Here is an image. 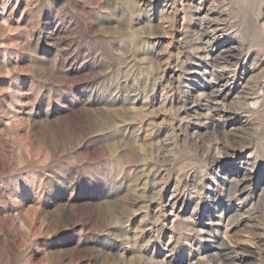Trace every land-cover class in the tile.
<instances>
[{"label": "rangeland", "instance_id": "rangeland-1", "mask_svg": "<svg viewBox=\"0 0 264 264\" xmlns=\"http://www.w3.org/2000/svg\"><path fill=\"white\" fill-rule=\"evenodd\" d=\"M192 1L0 0V264H235L224 235L264 264V0ZM208 18L257 96L229 99L251 126L222 166L185 97L211 80Z\"/></svg>", "mask_w": 264, "mask_h": 264}, {"label": "bare ground", "instance_id": "bare-ground-1", "mask_svg": "<svg viewBox=\"0 0 264 264\" xmlns=\"http://www.w3.org/2000/svg\"><path fill=\"white\" fill-rule=\"evenodd\" d=\"M191 2H193V1L191 0ZM207 15H209V13H207ZM216 20H212L210 18H208L207 20L203 19V21H201V23H200V29L198 32V35H199L198 39L200 40L202 46L207 49L206 50V57H210V59H211V62H210V67L212 69V74L210 75L211 80L209 79L208 82H204V84L202 83L200 86H198L196 88L194 87V89L192 88V85L189 84L191 87L187 88V90L185 92L186 93L185 97L187 100L192 101L193 105L194 104L196 105V106H193L194 108L191 105V107L193 109H195V116L197 115V117H198V121L194 127L195 129L193 128L194 129L193 132H195L196 135H194V133L192 132V135H194V136H191L192 138L194 137L193 139H196L195 136H199V133L201 132L200 127H207V129H208V127L212 126L214 129L217 128L218 130H223V132L226 134V135H224V137H222V139L220 140L219 143L217 142L218 144L214 148L216 153H213V155L211 154L212 163L219 165V166H222V165H224V159L226 157H228L230 155H236V152H232L234 147H233V143L230 142L231 137L230 138L228 137L227 132L231 133L233 130H236L238 127L236 128L235 126L239 123L242 126H244V128L245 127L248 128L249 126H251V122H248L249 120L248 121H242L241 119H239L237 117L236 114H238V113H236L234 109L238 105L234 106V108H233V106H230V103L228 101L235 92L238 93L237 95H239V96H237V95L236 96L239 98H243L242 100H244V102L248 101V100L254 101V98L256 95L252 96V94L250 93L252 91L249 92L250 89L246 86H245V88L243 86V89L236 91V88H237L236 86H238V85L242 86V83H243V81L242 80L240 81L238 76H237L239 67H238V65H236L237 63L233 62V58H235V54L237 55L238 49H237V46L235 45V42H233L232 40L231 41L226 40V41H224L225 43H223V39L225 40V38H222L221 40L219 39L220 33H222L224 30H227V26L226 25H220V23ZM203 49H201V50H203ZM221 59L224 61H221ZM230 60L232 62H231V64L230 63L228 64V61H230ZM191 62H193V61H191ZM232 66H236L235 69H230ZM248 81H249V79H248ZM246 83H247V81H246ZM256 98H257V96H256ZM258 99H259V97H258ZM242 103H243V101L241 102L240 106H238V107H241ZM254 103L256 104V102H254ZM247 105H248V102H247ZM247 105H243V106L247 107ZM202 106L205 107L206 111L203 108H200ZM238 107H237V109H239ZM247 108H249V107H247ZM252 109L250 107L249 111ZM243 111H246V110H243ZM237 112H239V110H237ZM204 123H207V124L203 125ZM227 126H230L231 130L227 131L225 129ZM234 135H235V133H234ZM233 138H231V140ZM241 138L244 139L242 136H241ZM232 141L237 142L238 139L237 140L233 139ZM231 143H232V146H231ZM209 149H211V148H208V150ZM240 149H242V148H240ZM208 159L209 158H207V160ZM235 169H236V172H234L235 174H233V177L236 178V181L234 182V185H235L234 186L235 187V193L234 194L238 197V200H239V199H242L241 196H243L247 193L253 194L255 192L254 189L251 190V185H252V180L254 178V174H253L252 168H250V167L247 168L246 166H243V165H241L240 167H237ZM234 187L232 189H234ZM224 191H226V190H224ZM233 192H234V190H233ZM209 195H211V194L209 193ZM180 197H181V195H180ZM176 201L174 202V204H176ZM233 210H235V209H233ZM210 219H212V218H210ZM203 231H204V229H203ZM209 234H211V233H209ZM216 235H218V233ZM218 237H220V236H218ZM223 239H226V240H225V243H223L224 246H222V248L220 246V249H222L226 252L227 251H231V252L236 251L233 254L228 255L229 258L231 259V261L233 260V263H235V264H246L247 263L245 260V255H244L246 253L241 255V253H239L238 251H256L254 249L255 243L253 244L254 240L253 241L250 240L251 238H245V239H241L238 241L236 240L235 242H233V241H230V239H228L227 235L226 236L224 235ZM223 239H221V240H223ZM207 264H209V263H207Z\"/></svg>", "mask_w": 264, "mask_h": 264}]
</instances>
